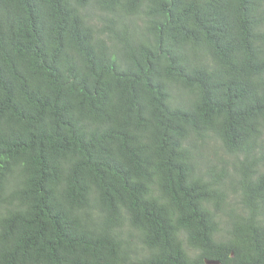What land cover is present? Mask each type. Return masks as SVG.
I'll use <instances>...</instances> for the list:
<instances>
[{
	"label": "trees",
	"instance_id": "trees-1",
	"mask_svg": "<svg viewBox=\"0 0 264 264\" xmlns=\"http://www.w3.org/2000/svg\"><path fill=\"white\" fill-rule=\"evenodd\" d=\"M209 261L264 264V0H0V264Z\"/></svg>",
	"mask_w": 264,
	"mask_h": 264
},
{
	"label": "clouds",
	"instance_id": "clouds-1",
	"mask_svg": "<svg viewBox=\"0 0 264 264\" xmlns=\"http://www.w3.org/2000/svg\"><path fill=\"white\" fill-rule=\"evenodd\" d=\"M211 262H218L217 264H221V262H220V261H211ZM212 264H215V263H212Z\"/></svg>",
	"mask_w": 264,
	"mask_h": 264
},
{
	"label": "water",
	"instance_id": "water-1",
	"mask_svg": "<svg viewBox=\"0 0 264 264\" xmlns=\"http://www.w3.org/2000/svg\"><path fill=\"white\" fill-rule=\"evenodd\" d=\"M208 263H209V264H212V263H215V264H217L218 262H211V261H209Z\"/></svg>",
	"mask_w": 264,
	"mask_h": 264
},
{
	"label": "bare ground",
	"instance_id": "bare-ground-1",
	"mask_svg": "<svg viewBox=\"0 0 264 264\" xmlns=\"http://www.w3.org/2000/svg\"><path fill=\"white\" fill-rule=\"evenodd\" d=\"M100 58V57H99Z\"/></svg>",
	"mask_w": 264,
	"mask_h": 264
}]
</instances>
